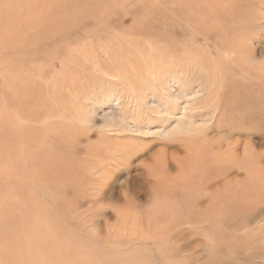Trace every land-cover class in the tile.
I'll use <instances>...</instances> for the list:
<instances>
[{"label":"rangeland","instance_id":"1","mask_svg":"<svg viewBox=\"0 0 264 264\" xmlns=\"http://www.w3.org/2000/svg\"><path fill=\"white\" fill-rule=\"evenodd\" d=\"M204 6L0 0V117L19 126L0 145L13 224L0 264H264V211L243 221L264 209V169L243 147L264 159V18L201 19ZM232 28L247 77L216 51Z\"/></svg>","mask_w":264,"mask_h":264},{"label":"bare ground","instance_id":"2","mask_svg":"<svg viewBox=\"0 0 264 264\" xmlns=\"http://www.w3.org/2000/svg\"><path fill=\"white\" fill-rule=\"evenodd\" d=\"M47 1V0H46ZM207 0H202V3L205 5L204 6V8H203V10H204V12L205 13H203L202 14V18L201 19H205L206 17H208V16H214V12L216 13V16L217 17H215V18H222V19H231V21L232 20H234V21H236V20H239L240 19V23L242 22V23H244V21L245 22H247V24H249V25H251V24H253L254 22L252 21V20H250V19H262V18H264V13L262 12V11H259V8H260V6L259 5H261V8H262V5H264V0H246V1H249L250 3H251V10H249V12L245 9V7L243 6V4H242V2H241V0H212V2L210 3V4H205V3H207L206 2ZM227 2V9H226V11L225 12H221L220 13V11H219V15H218V13H217V10H216V7H215V5L216 4H218L219 3V5H222V3L223 2ZM54 2H55V0H54ZM69 2V1H68ZM57 3V2H56ZM60 3V2H59ZM83 3V2H82ZM209 3V2H208ZM58 4V3H57ZM62 4H64V2L62 3ZM59 5V4H58ZM255 5H257V7L255 6ZM57 6V5H56ZM64 6V5H63ZM68 6V5H67ZM72 6V5H71ZM83 6H85V5H83ZM222 7H224V6H222ZM68 8V7H67ZM86 8V7H85ZM220 8H221V6H220ZM224 9V8H223ZM222 8H221V10H223ZM263 10H264V8H262ZM70 10V9H69ZM56 18V17H55ZM244 19V20H243ZM82 21V20H81ZM242 25V24H241ZM243 26V25H242ZM247 28H248V26H247ZM233 29V36L231 37L232 39H229L228 41H227V44L226 45H224L223 47L222 46H219V47H217L216 48V51L217 52H219L220 53V50H221V48H223L224 49V51H222L221 53H226L227 55H229V53H232L229 49H232V50H234L235 52H233V54H235V57H234V61H241V63L244 65L243 67L242 66H240L238 69H234L235 71H237V72H239L240 73V75L241 76H248V72L247 71H251V66H255V64L254 63H252L253 61H251V62H249V63H247V64H244L245 63V58H244V55H243V51L245 50V52H246V50L248 49V43H247V35H245L244 34V32L243 31H241V33H236L235 32V28H232ZM251 30V28L249 27V31ZM222 31V30H221ZM249 33V32H248ZM222 35H223V33H222ZM249 35V34H248ZM222 37V36H221ZM258 39H260L261 40V42L260 43H262V42H264V34H261V38H258ZM222 40H223V38H222ZM221 40V41H222ZM259 40V41H260ZM259 43V44H260ZM32 45V44H31ZM260 46V45H259ZM262 46V45H261ZM262 47H264V45L262 46ZM263 52H264V49L262 50ZM242 54V55H241ZM251 54H253L252 52H250V54H248V57H249V59H251L252 58V56L253 55H251ZM246 57V56H245ZM263 57H264V53H263ZM229 59H230V57H229ZM264 59V58H263ZM230 61V60H229ZM159 62V61H158ZM255 62V61H254ZM261 62H258L257 64L259 65ZM263 63H264V60H263ZM233 64V63H232ZM255 66L254 68H256V72H254V73H256L257 74V76H256V78L257 79H260V78H262V75L260 74V73H262L263 71H264V69L263 68H261V66ZM263 66V65H262ZM232 68H235L234 66H232ZM251 68V69H250ZM252 70H255V69H252ZM264 73V72H263ZM250 78H254V76L253 77H250ZM248 80V81H247ZM247 80H243V81H245V82H250V80L251 79H248L247 78ZM153 81V80H152ZM155 81V80H154ZM160 87H161V85H160ZM181 88V87H180ZM178 89V88H177ZM136 91V90H135ZM161 91V90H160ZM166 91V90H165ZM165 93V92H164ZM170 93V92H169ZM168 93V94H169ZM163 94V93H162ZM171 94V93H170ZM177 95V94H176ZM143 99V98H142ZM141 100V99H140ZM223 105V104H222ZM235 110H238L237 108L235 109ZM7 116V115H6ZM1 118V117H0ZM1 119H3V118H1ZM1 119H0V145H3V146H6L7 144V146L6 147H10L11 148V142H10V140H8V139H6V135H7V133L9 132L10 134H12L13 133V131H17V129H18V127L19 126H16V125H14V123H12V124H9V123H11V121H9L8 119H3L2 121H1ZM115 126V125H114ZM21 136H22V134H21ZM13 137V136H12ZM240 143H242V140L240 139ZM259 145H261V144H259ZM258 146V145H257ZM243 147L245 148V150L247 151V148H248V155H247V152H246V156H247V158L249 159V160H251V162L253 161L254 163H256V164H258V166L259 167H257V168H260V169H264V159L263 160H259L258 159V154H259V152L261 151V150H258L257 148H256V146L253 144L252 145V142L251 141H243ZM1 151V150H0ZM11 151V150H10ZM10 151H6V152H4V151H1V154H0V165L3 163V161H4V159H9V160H11L12 158H11V155H12V153L10 152ZM6 153V154H5ZM3 154H5V155H3ZM168 155V154H167ZM256 160H258V161H256ZM2 165H4V171L3 170H1V173L3 174V177L5 178V179H8V171H7V169H9V168H7L6 169V165L5 164H2ZM13 166V165H12ZM68 166H65V168L64 167H60V168H58V172H57V174H58V176H68L69 175V173H71L70 171H68ZM77 174H78V172H75V170H73L72 171V173H71V175H72V178L75 176H77ZM28 180V179H27ZM4 182H6V180H4ZM17 184V183H16ZM11 185V184H10ZM14 185V184H13ZM12 187V186H11ZM0 199L1 198H3L4 197V194L7 192V191H5V190H3L2 188H0ZM260 195H263V197H261L257 202H256V204H259V205H262V203L264 202V194H261L260 193ZM10 199H11V197H10ZM13 199V198H12ZM15 199V198H14ZM13 199V200H14ZM6 203V202H5ZM9 203V202H8ZM16 203V202H15ZM21 203V208H24V207H27L26 206V203H24V202H20ZM18 206V205H17ZM252 206H254V207H256L255 206V203L254 204H252ZM5 207V206H4ZM257 207H259V206H257ZM18 209V208H17ZM23 210H25V209H23ZM255 210V209H254ZM252 211L249 215H250V217H249V215H248V217H246L245 219H243V221H248L249 220V218L252 220V218H255V217H261V216H263V211H264V209H262V211H260V210H257V211ZM26 211V210H25ZM22 218H23V220H25V217L27 216V218H26V220L28 219V216H29V214H28V212H24L22 215ZM264 217V216H263ZM262 217V218H263ZM22 220V221H23ZM58 220V219H57ZM0 225L4 228L3 230H0V243H5V241H7L8 239H10V237H12V236H9V234H10V232H11V229L10 228H12V225L13 224H11V214H8V213H4V212H0ZM22 232L24 231V230H21ZM258 232H259V236H260V234H262V236L264 237V226L262 227V230H260V231H257V234H258ZM15 234V233H14ZM14 234H11V235H13L14 236ZM22 234V233H21ZM16 235V234H15ZM24 235V234H23ZM14 238V237H13ZM13 238H11V239H13ZM19 238V237H18ZM25 238V237H24ZM255 239V238H257L256 237V235L254 236V237H252L251 239ZM27 239V238H26ZM21 240V239H20ZM22 240H25V239H22ZM35 240V239H34ZM33 240V241H34ZM248 240H249V238H248ZM27 241V240H26ZM37 241V240H36ZM32 242V241H31ZM9 243V242H8ZM4 244V245H8L9 246V244ZM30 246V245H29ZM0 247H3V245L1 246L0 245ZM7 247V246H6ZM7 248H9V247H7ZM19 248H21V247H19ZM1 249V248H0ZM3 250V249H2ZM1 250V251H2ZM10 250V249H9ZM12 251V250H11ZM7 252H9V251H7ZM253 252V251H252ZM53 254V253H52ZM259 254H264V252H262L261 251V249H259V250H254V253H253V256H257V255H259ZM142 258V257H141ZM8 261V260H7ZM18 261V260H17ZM71 262H73V260L71 259L70 260ZM19 262H21V261H19ZM21 264V263H20ZM47 264V263H46ZM68 264H70V262L68 263ZM72 264V263H71Z\"/></svg>","mask_w":264,"mask_h":264}]
</instances>
